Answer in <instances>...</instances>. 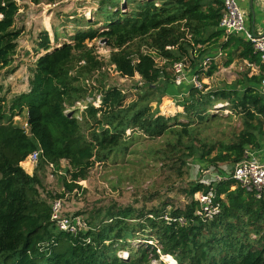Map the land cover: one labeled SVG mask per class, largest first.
Masks as SVG:
<instances>
[{
    "label": "trees",
    "instance_id": "trees-1",
    "mask_svg": "<svg viewBox=\"0 0 264 264\" xmlns=\"http://www.w3.org/2000/svg\"><path fill=\"white\" fill-rule=\"evenodd\" d=\"M106 2L100 0L95 11L102 22L87 20V27H77L69 42L56 43L57 35L52 47L44 32L36 46L39 56L29 70L28 91L12 99L8 115L1 112L0 100V264H152L162 255L176 264H264V202L230 178L215 185L221 212L209 222L195 214L194 194L209 188L202 182L187 185L184 193L189 201L181 209L107 208L103 215L96 210L87 221L89 229L76 236L56 230L50 222V205L36 190L40 180L21 167L35 151L40 152V165L59 170L66 162L65 172L72 181L64 178L63 185L70 193L80 188L74 182L87 179L96 164L116 151L126 150L127 140L137 134L147 139L172 135L167 150L158 152L162 161L181 154L214 168L233 165L247 146H259L264 61L243 35L219 43L224 37L218 26L222 0H124L125 7L121 4L105 19L101 13ZM18 10L15 0H0V69L13 63L20 36L14 28ZM95 40H104L110 48L108 64L113 72L125 79L138 76L147 90L136 88V98L125 104L123 90L93 87L101 104L68 113L95 94L84 85L105 66L94 47L87 46ZM212 47L227 51L225 67L239 60L258 71L249 66L236 81L216 89L201 83L197 89L183 82L187 92L175 101L181 112L166 117L158 106L152 109L151 96L162 81L175 84L174 63L182 62L184 68L188 64L197 80L198 73L209 78L217 71L213 63L206 71L201 66ZM154 55L163 65H157ZM155 100L160 103V97ZM219 104L223 106L215 108ZM225 110L238 118L236 132L213 141L203 136L201 127ZM24 111L26 123L21 127L13 117ZM166 215L170 221L164 220Z\"/></svg>",
    "mask_w": 264,
    "mask_h": 264
},
{
    "label": "rangeland",
    "instance_id": "rangeland-1",
    "mask_svg": "<svg viewBox=\"0 0 264 264\" xmlns=\"http://www.w3.org/2000/svg\"><path fill=\"white\" fill-rule=\"evenodd\" d=\"M99 1L15 0L19 10L15 17L14 28L20 31V36L17 40L13 63L8 68L0 69V100L4 101L3 103L1 102V112L8 115V108L12 99L28 91L29 70L39 56L36 46L43 33H47L52 47L56 43L61 44L65 41H70V34H74L77 27L82 25L85 28L87 27L85 26L87 20L91 23L93 21L102 22V19L95 12ZM123 1L107 0L106 9L109 7L112 10L110 12L102 9V18L112 17V12L121 6ZM95 28L99 27L95 26ZM57 35L58 41L54 43V37H57ZM230 37L224 35L219 43ZM87 46H93L95 55L105 64L99 75L95 73L92 78L84 80V85L88 81L89 86H86L89 87L93 94L95 93L94 95H100L94 90L95 87L97 90H100L99 88L102 86L106 88L117 87L125 93V104H128L136 98V88H140L143 92L147 90L141 85L138 76H135L134 79L121 78L109 68L110 48L105 45L104 40L87 42ZM205 47L207 46L202 47V49ZM208 56H214L210 57V64L217 65L218 69L209 78L198 73V80L207 89L221 88L226 84L233 83L249 67L247 62L239 60H233L229 66L225 67L223 63L227 59V51H220L217 47ZM154 57L158 66L163 65V61L155 55ZM186 66L184 68L185 82L189 80L188 77H191L193 73ZM252 67L251 71H258L256 67ZM207 68L202 69L206 71ZM160 86L159 90H155L151 96L154 99L150 103L152 109L158 106L159 113L166 117H172L177 111L181 112L182 110L177 108L175 101L176 99L180 100L184 96V93L187 92L188 84L176 85L173 82L162 81ZM159 97L160 103L157 104L155 99H159ZM84 101L85 99L76 103L75 107L70 108L68 112L85 105ZM219 105L223 106V104ZM213 113H217V111H213ZM218 115L221 114L218 113ZM77 116L80 117L78 113ZM237 119L231 112L225 110L222 116L213 123L202 126L201 134L212 138V141L214 138L218 140L224 139L230 133L236 132L234 128L239 125ZM180 121L184 120L180 119ZM13 122L16 125L25 127V111L20 116L13 117ZM261 130L259 146L257 148L246 147L247 150L251 149L260 159L264 153V123ZM170 141H172L171 134H166L157 139H147L137 134L127 140L125 144L126 150L120 149L121 151H116L104 163L96 164L90 170L87 179L74 182L80 188H74L70 193L65 190L63 185L64 178L67 182L72 181L70 175L65 172V169H67L65 161L61 162V169L59 170L47 164L40 165L38 161L33 166L27 163L26 160L21 163V167L27 174L36 175L40 180L41 185L36 188L40 199L46 201L49 205L54 199H63V214L66 216L80 215L86 223L96 210L101 211L103 215L107 208L119 210L130 207L136 210L144 209L148 211L161 209L165 205L166 210L181 209L189 201V198L184 193V189L188 187L189 183L203 182L207 185L211 182V174L217 171L222 173L225 178L231 176L232 167L235 163L233 165L221 164L219 168H214L196 160L193 156L183 158L181 154H170L162 161L158 152L167 150L166 146ZM214 154L215 151H212L210 156ZM31 166H33V169ZM235 186L238 185L236 184ZM136 243L134 242L132 245H136ZM164 256L159 257L155 264H169Z\"/></svg>",
    "mask_w": 264,
    "mask_h": 264
},
{
    "label": "built area",
    "instance_id": "built-area-1",
    "mask_svg": "<svg viewBox=\"0 0 264 264\" xmlns=\"http://www.w3.org/2000/svg\"><path fill=\"white\" fill-rule=\"evenodd\" d=\"M260 1L264 6V0ZM222 4L223 8L218 26L223 30L224 35L226 37L243 35L251 44L253 51L259 54L261 60L264 61V34H256L246 28L244 16L239 8V0H222ZM210 62L211 58L206 57L202 61L201 66L206 68ZM247 65L252 67L248 63ZM172 70L176 85H181L186 81L182 62L174 63ZM187 82L192 84L194 88H201V84L196 76L191 77ZM85 83L89 86L88 81ZM260 90L264 93V80L261 81ZM84 102L85 105L79 106L77 109L82 111L89 104L95 106L101 104V95L86 97ZM219 106L222 107V105H218L215 108ZM39 157L40 152L35 151L26 158V162L35 166L34 164L39 161ZM50 167L53 166L50 165ZM211 177V182L207 184L209 188L204 192L201 191L194 194V200L198 204L195 214L203 222L213 220L221 212L220 202L216 199L215 185L227 178L232 179L246 193L252 194L256 200L264 202V161L257 157L251 149H246L243 157L233 165L231 176L225 178L222 173L217 171L212 173ZM50 209V222L56 230L76 236L79 233H85L89 229L82 216H66L63 214V199H54L50 205ZM164 220L170 221V218L166 215L164 216ZM180 222L183 223L184 221L180 219ZM121 255L126 257L127 253L122 252ZM155 262L152 261V264H155Z\"/></svg>",
    "mask_w": 264,
    "mask_h": 264
},
{
    "label": "crops",
    "instance_id": "crops-1",
    "mask_svg": "<svg viewBox=\"0 0 264 264\" xmlns=\"http://www.w3.org/2000/svg\"><path fill=\"white\" fill-rule=\"evenodd\" d=\"M239 8L246 28L256 34H264V6L260 0H239ZM69 42V41H65ZM261 160L264 161V153ZM33 169V167L31 166ZM30 169V166H29Z\"/></svg>",
    "mask_w": 264,
    "mask_h": 264
},
{
    "label": "water",
    "instance_id": "water-1",
    "mask_svg": "<svg viewBox=\"0 0 264 264\" xmlns=\"http://www.w3.org/2000/svg\"><path fill=\"white\" fill-rule=\"evenodd\" d=\"M121 7H122V8L125 7V2H124V1L122 2V6H121ZM69 112H70V111H69ZM69 112H68V113H69Z\"/></svg>",
    "mask_w": 264,
    "mask_h": 264
},
{
    "label": "bare ground",
    "instance_id": "bare-ground-1",
    "mask_svg": "<svg viewBox=\"0 0 264 264\" xmlns=\"http://www.w3.org/2000/svg\"><path fill=\"white\" fill-rule=\"evenodd\" d=\"M169 264H175V262H173V261H170V263Z\"/></svg>",
    "mask_w": 264,
    "mask_h": 264
}]
</instances>
